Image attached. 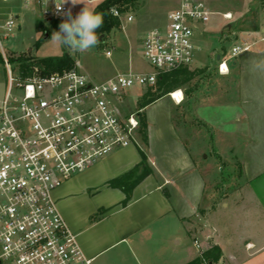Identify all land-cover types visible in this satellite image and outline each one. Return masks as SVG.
I'll list each match as a JSON object with an SVG mask.
<instances>
[{"label": "built area", "instance_id": "obj_1", "mask_svg": "<svg viewBox=\"0 0 264 264\" xmlns=\"http://www.w3.org/2000/svg\"><path fill=\"white\" fill-rule=\"evenodd\" d=\"M50 1L25 0L24 5L60 16V5L48 6ZM111 14L120 19L123 13L112 8ZM211 15L204 0H175L166 24L143 38V58L151 71L117 73L101 82L74 68L49 74L12 69L2 41L16 24L9 18L0 26L7 72L0 100V264H92L65 222L55 193L110 155L139 145V117L121 108L127 92L154 88L159 75L193 65L197 27ZM223 17L231 19L230 14ZM249 48L234 45L228 55H218V73L228 74V60ZM179 92L177 104L184 100ZM194 244L202 250L198 241Z\"/></svg>", "mask_w": 264, "mask_h": 264}, {"label": "crops", "instance_id": "obj_2", "mask_svg": "<svg viewBox=\"0 0 264 264\" xmlns=\"http://www.w3.org/2000/svg\"><path fill=\"white\" fill-rule=\"evenodd\" d=\"M252 9L237 18L236 28L239 21L248 20ZM256 9L248 23L257 22L259 27L240 32L249 36L243 44L250 48L229 62L228 74L220 75L234 74L236 98L232 106L218 108L225 114L219 117L218 133L223 138L234 136L232 143L221 140L216 144L220 151L229 145L240 150L241 188L222 191L220 206L212 208L208 189L212 175L207 177L199 168L181 139L162 150L160 143L156 146L160 137L146 122L145 141L110 155L55 193L65 222L92 264H186L200 255L195 241L202 248L216 245L221 249L216 264H264V19L261 7ZM225 14L231 19H225ZM222 18L231 21L234 15L226 11ZM200 110L211 127L216 106L205 103ZM141 152L150 173L130 189L122 205L126 194L109 182L130 171L128 181L136 180L142 172ZM231 215L235 218L229 221Z\"/></svg>", "mask_w": 264, "mask_h": 264}, {"label": "rangeland", "instance_id": "obj_3", "mask_svg": "<svg viewBox=\"0 0 264 264\" xmlns=\"http://www.w3.org/2000/svg\"><path fill=\"white\" fill-rule=\"evenodd\" d=\"M24 1L11 0L7 3H0V26L9 18L14 19L16 24L11 35L2 41V45L9 62L10 58L18 59V57L24 56L28 59L27 64L31 66L32 71H35L40 70L38 62L41 59L60 56L64 51L69 53L67 48L51 41L52 33L59 31V24L62 23L58 22L57 28H54L53 22L63 21L66 17L54 16L52 12L45 15L42 6L29 4L25 7ZM82 2L72 5L70 0L65 4H63V0H51L47 4L51 7L63 4L65 11L70 8L72 16L75 17L85 6L94 10L99 3H102L95 0H82ZM204 2L213 14L208 23L197 27L196 44L199 51L195 63L189 67L172 71L173 73H163L162 75L172 74L162 77V83H156L154 88L128 91V98L122 103L121 108L124 113L135 112L138 117L144 116L146 122L155 129V134L159 135L160 139L155 143L158 147V143H160L161 150L162 146L167 147L172 145V141H177V138L181 139L199 168L204 171L207 177L212 175L208 189L212 191L211 200L212 208H214L220 206L222 191L231 192L241 188L243 174L240 150L231 149L229 145L228 148L220 151V147L216 144L221 140L233 142L232 136L234 135H224V138L220 136L218 121L220 115L224 114H221L219 110L223 107L225 109L226 106H232L236 96L234 74L220 76L216 70L218 61L215 56L216 54L228 55L234 45H243V42L249 40L247 34L244 35L240 32H251L255 27H259L257 22L250 25L248 22H251L250 19L257 13V5L261 7L260 16L264 19V0H204ZM174 7L175 0H133L127 11L118 19L119 24L116 28L104 36L98 46L83 54L69 53L75 62L74 69L96 82H101L117 73L150 72V66L143 58V38L149 30L162 28L166 24L168 13ZM250 8L253 9L248 20L239 21L236 28L237 18ZM226 11L234 15L233 20L222 18V13ZM128 16L133 17L131 22H127ZM38 23H41L44 30L49 33V36L44 38L39 46L36 45L39 38ZM260 23L262 22L260 21ZM253 24L254 26H252ZM199 31L203 33L199 34ZM106 51L110 52V56H106ZM235 58L229 59L228 65ZM11 68L21 69L18 62H11ZM158 79L159 76L157 82ZM164 82H170V92L142 108L147 92L159 93ZM6 83L7 72L0 57V100L4 94ZM177 90H181L184 95V101L180 104H176L170 97V94ZM205 103L216 106V110H213L210 118L211 127L207 126L208 119L202 115V111H198L199 107L202 108ZM233 130L234 127H228V131L232 132ZM138 141L142 143L141 133L138 134ZM144 149L147 153V148ZM167 154L168 150L165 148L163 159H167ZM234 218V215L228 217L229 221ZM228 219L225 218L227 223ZM237 232L241 234L244 231ZM246 234L250 236V231H247ZM207 248L209 246L202 248L199 254Z\"/></svg>", "mask_w": 264, "mask_h": 264}, {"label": "trees", "instance_id": "obj_4", "mask_svg": "<svg viewBox=\"0 0 264 264\" xmlns=\"http://www.w3.org/2000/svg\"><path fill=\"white\" fill-rule=\"evenodd\" d=\"M133 0H104L102 3H99L94 11L101 14L103 16V25L100 29H97V35L100 36H106L108 35L113 29L116 28V26L119 24L118 19L114 17L111 14L112 8H116L119 10L120 13H125L127 11L128 6L131 5ZM63 22L58 20L57 22H53V27L57 28V23ZM39 38L36 42V45L39 46V44L44 40V38L49 36V33L44 30L41 23H38L37 25ZM1 57V54H0ZM2 58V57H1ZM10 62H18L20 64V68L22 71H24L27 74H30L32 72V68L27 63L29 62L28 59L24 58V56L18 57V59L10 58ZM40 70H42L43 74H49L54 72H62L66 70L73 69L75 66V62L70 56V54L67 51H64L62 55L56 56V57H48L43 58L39 62ZM43 68V69H42ZM173 73V72H172ZM169 73V74H172ZM169 74L159 75V79L157 83H162V77H166ZM162 78V79H161ZM166 81V79H165ZM163 87L159 89V93L154 94L151 91H148L145 95V102L142 105V108H145L151 103H154L170 91V82H164ZM139 133L142 134V141L146 140V120L143 115L139 117ZM139 166H142V172L141 174L136 178V180L130 182L128 181L131 178V175L133 171H130L116 179H113L109 182L110 186L118 187L121 186V189L126 194L125 201L122 202V205H125L127 203V200L129 199L128 192L130 189L136 185L138 182H140L143 178H145L149 173L150 170L148 169L146 165V156L143 152H141V163ZM138 168V167H137ZM221 257V249L216 245H211L207 250L203 251L196 259L193 261L186 263V264H216Z\"/></svg>", "mask_w": 264, "mask_h": 264}, {"label": "clouds", "instance_id": "obj_5", "mask_svg": "<svg viewBox=\"0 0 264 264\" xmlns=\"http://www.w3.org/2000/svg\"><path fill=\"white\" fill-rule=\"evenodd\" d=\"M68 2L69 0H63V4ZM70 3L76 5L83 2L82 0L79 2L70 0ZM62 5L56 7L57 12L66 18L59 24V31L52 33L51 41L67 48L70 54L87 53L98 46L97 29L103 25V16L85 6L79 14L73 17L71 9L64 11Z\"/></svg>", "mask_w": 264, "mask_h": 264}, {"label": "bare ground", "instance_id": "obj_6", "mask_svg": "<svg viewBox=\"0 0 264 264\" xmlns=\"http://www.w3.org/2000/svg\"><path fill=\"white\" fill-rule=\"evenodd\" d=\"M175 103L181 100V93L179 91L173 92V96H170Z\"/></svg>", "mask_w": 264, "mask_h": 264}, {"label": "water", "instance_id": "obj_7", "mask_svg": "<svg viewBox=\"0 0 264 264\" xmlns=\"http://www.w3.org/2000/svg\"><path fill=\"white\" fill-rule=\"evenodd\" d=\"M20 29V26L18 27ZM103 38V36L98 37V40L101 41V39Z\"/></svg>", "mask_w": 264, "mask_h": 264}]
</instances>
